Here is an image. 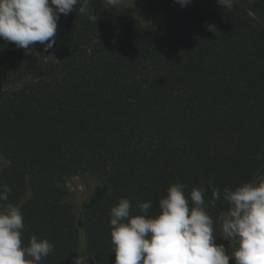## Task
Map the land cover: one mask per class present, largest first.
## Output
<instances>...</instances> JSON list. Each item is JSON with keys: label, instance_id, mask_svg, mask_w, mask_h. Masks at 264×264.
<instances>
[{"label": "trees", "instance_id": "obj_1", "mask_svg": "<svg viewBox=\"0 0 264 264\" xmlns=\"http://www.w3.org/2000/svg\"><path fill=\"white\" fill-rule=\"evenodd\" d=\"M138 2L161 28L91 0L97 22L77 4L47 51L0 39V187L22 211L23 243L54 245L40 264H73L76 254L115 264L110 210L121 198L133 214L151 201L155 216L171 184L204 187L218 228L229 205L213 207V189L264 181V26L253 23L264 0L231 10ZM80 174L94 190L77 212L65 182Z\"/></svg>", "mask_w": 264, "mask_h": 264}, {"label": "clouds", "instance_id": "obj_2", "mask_svg": "<svg viewBox=\"0 0 264 264\" xmlns=\"http://www.w3.org/2000/svg\"><path fill=\"white\" fill-rule=\"evenodd\" d=\"M118 7L124 0H104ZM182 7L192 0H176ZM231 10L234 0H217ZM79 4V13H90L91 0H0V39L15 43L26 52L37 42L44 50L55 44L61 14L67 16ZM216 32L215 25L206 26ZM205 188L190 193L180 182L171 184L159 200L160 212L149 216L152 202L137 205L141 214H133L132 202L121 198L110 210L111 240L115 264H264V181L252 180L234 190L213 189L211 205L223 199L229 209L219 229L208 212ZM11 188L0 187V264H40L54 251L47 239L33 235L23 243L24 218L19 206L8 203ZM235 244L228 252L216 243V234ZM73 264H87V256L76 254Z\"/></svg>", "mask_w": 264, "mask_h": 264}, {"label": "rangeland", "instance_id": "obj_3", "mask_svg": "<svg viewBox=\"0 0 264 264\" xmlns=\"http://www.w3.org/2000/svg\"><path fill=\"white\" fill-rule=\"evenodd\" d=\"M206 5H218L217 0H202ZM117 8L121 9L124 13L137 18L144 26L161 28L163 22L155 16V14L150 13L138 2V0H124L122 6ZM253 23L258 26H264V20L253 17ZM5 167V162L0 159V171ZM65 187L67 189L66 201L73 205L77 212H80L82 204L89 199L94 190L93 181L84 174L76 175L68 178L65 182ZM223 213L219 219V226L223 220ZM81 244L83 243V237L80 238ZM226 240L219 234H216V243L225 245Z\"/></svg>", "mask_w": 264, "mask_h": 264}]
</instances>
